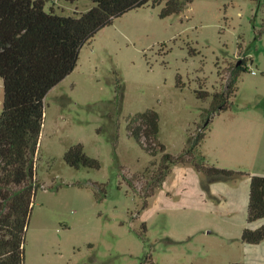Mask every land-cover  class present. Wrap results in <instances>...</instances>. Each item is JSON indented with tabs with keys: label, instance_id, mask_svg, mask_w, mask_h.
Returning a JSON list of instances; mask_svg holds the SVG:
<instances>
[{
	"label": "rangeland",
	"instance_id": "rangeland-1",
	"mask_svg": "<svg viewBox=\"0 0 264 264\" xmlns=\"http://www.w3.org/2000/svg\"><path fill=\"white\" fill-rule=\"evenodd\" d=\"M93 5L48 0L46 8L79 15ZM163 5L129 10L100 29L46 95L26 264H228L244 262V245L256 244L242 241V232L264 217L249 222L248 206L232 212L227 203L217 213L194 209V174L186 189L184 181L153 188L163 152L151 154L127 122L156 109L159 140L178 155L209 121L195 147L199 160L243 171L231 185L264 174V0H192L166 17ZM243 58L249 67L229 109L208 117L212 95L197 90H224ZM4 93L0 78V111ZM80 142L100 168L66 162ZM184 164L197 169L191 162L172 167Z\"/></svg>",
	"mask_w": 264,
	"mask_h": 264
},
{
	"label": "trees",
	"instance_id": "trees-1",
	"mask_svg": "<svg viewBox=\"0 0 264 264\" xmlns=\"http://www.w3.org/2000/svg\"><path fill=\"white\" fill-rule=\"evenodd\" d=\"M48 0H0V78L4 80L3 109L0 111V264H26L27 230L33 202L41 183L36 180V159L45 119V97L78 64L82 46L116 17L145 5L164 3L160 15L181 12L192 0H93L89 10L79 15H63ZM248 59L230 69L224 90H197L201 98L212 95L208 117L229 109L237 90L238 77L249 66ZM123 96V93L120 94ZM210 120V119H208ZM209 122V121H208ZM203 131L189 138L184 151L174 155L159 140L160 115L154 108L129 116L132 135L151 154L163 152L154 172L153 188L161 185L178 162L193 163L206 174L203 187L215 180L236 179L243 171L208 165L198 159L195 147L206 137ZM66 162L79 168H100L101 161L85 151L83 143L72 145ZM156 160V159H155ZM155 160L151 163L155 164ZM153 190V189H152ZM264 217V174L251 175L248 221ZM242 241L264 240V224L245 227ZM228 264H264L233 261Z\"/></svg>",
	"mask_w": 264,
	"mask_h": 264
},
{
	"label": "crops",
	"instance_id": "crops-1",
	"mask_svg": "<svg viewBox=\"0 0 264 264\" xmlns=\"http://www.w3.org/2000/svg\"><path fill=\"white\" fill-rule=\"evenodd\" d=\"M183 166L184 167L179 168L178 171L175 170L177 167L175 169L172 167L173 170L171 169V172L167 175L162 186L170 187L171 184L174 186L177 183L181 184L179 181H184L186 184L184 185V189H186L190 184L187 180L189 179L187 178V175L191 173L193 176L194 174L196 176V180L192 182L194 184L193 187L196 189V195L193 197V204L189 203L194 209L198 211L217 213L219 212V209L224 207L223 205L227 203L232 212H238V209H245V206H248L251 176L250 178L242 180L240 183L234 182L232 183L233 185L230 184L231 181L229 180L212 181L209 185L211 192L208 193V191H206L203 187V180L205 177L203 178V176L200 175L199 170L189 164H184ZM173 173L177 175L174 176ZM208 196L212 198V200L209 199ZM216 197H218L217 201H213V198ZM229 198H231V200H228ZM262 224H264V219L252 223L251 227L258 228ZM244 250L247 257L244 262L264 263V240L256 244H245Z\"/></svg>",
	"mask_w": 264,
	"mask_h": 264
},
{
	"label": "built area",
	"instance_id": "built-area-1",
	"mask_svg": "<svg viewBox=\"0 0 264 264\" xmlns=\"http://www.w3.org/2000/svg\"><path fill=\"white\" fill-rule=\"evenodd\" d=\"M252 70V72H255L253 69H251Z\"/></svg>",
	"mask_w": 264,
	"mask_h": 264
}]
</instances>
